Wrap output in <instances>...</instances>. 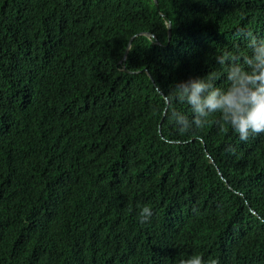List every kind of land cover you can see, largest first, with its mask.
I'll use <instances>...</instances> for the list:
<instances>
[{"label":"trees","instance_id":"obj_1","mask_svg":"<svg viewBox=\"0 0 264 264\" xmlns=\"http://www.w3.org/2000/svg\"><path fill=\"white\" fill-rule=\"evenodd\" d=\"M158 1L0 0V264H264V136L182 131L168 97L197 74L189 31L224 77L264 0Z\"/></svg>","mask_w":264,"mask_h":264},{"label":"clouds","instance_id":"obj_2","mask_svg":"<svg viewBox=\"0 0 264 264\" xmlns=\"http://www.w3.org/2000/svg\"><path fill=\"white\" fill-rule=\"evenodd\" d=\"M153 3L159 11V1L153 0ZM179 9L180 7L164 18L169 42L172 39L173 19ZM190 13L189 9L188 20L191 19ZM161 16L164 17L162 14ZM159 33L157 28H154L153 33L143 35L149 36L148 38L152 40L157 39ZM189 34L196 50L197 64L194 71L197 70V74L189 75L190 80L177 84L168 97L171 101L189 105L193 118L191 119L190 113L182 115L173 111L176 127L182 131L192 129V124L203 127L210 115H218L221 127L224 124L230 125L241 141H247L249 137L264 136V38L258 39L249 34L248 47L251 49V54L243 58L230 52L217 56L216 62L225 69L223 77L220 68L215 73L198 71V57L207 50L208 46L205 40L197 38L195 32L190 30ZM157 43L160 45L159 42ZM166 100L169 106L170 101ZM166 114L167 111L164 117ZM210 161L216 165L213 159ZM221 179L225 180L224 176ZM137 207L139 222L148 223L153 215L151 206L137 205ZM180 264H219V262L216 259L206 262L203 256L192 255L181 260Z\"/></svg>","mask_w":264,"mask_h":264},{"label":"water","instance_id":"obj_3","mask_svg":"<svg viewBox=\"0 0 264 264\" xmlns=\"http://www.w3.org/2000/svg\"><path fill=\"white\" fill-rule=\"evenodd\" d=\"M168 28H169V25H168ZM149 37V36H148ZM126 58H124V60H125ZM125 71V70H124ZM168 104H169V102H168ZM208 157L212 160V158L208 155ZM212 163L214 164V162L212 161ZM219 171V170H218ZM220 173V172H219ZM220 176H221V178H223V176L220 174Z\"/></svg>","mask_w":264,"mask_h":264},{"label":"bare ground","instance_id":"obj_4","mask_svg":"<svg viewBox=\"0 0 264 264\" xmlns=\"http://www.w3.org/2000/svg\"><path fill=\"white\" fill-rule=\"evenodd\" d=\"M261 187V186H260ZM242 235V234H241ZM238 237V236H237ZM240 237V236H239ZM229 238V237H228ZM227 238V239H228ZM229 240V239H228ZM234 241V240H233ZM242 241V240H241ZM230 242V241H229ZM241 243V242H240ZM243 243H245V242H243ZM218 244H221V243H218ZM229 244V243H228ZM223 245V244H222ZM228 246V245H227ZM242 246H243V244H242ZM219 247V246H218ZM231 247H233V245L231 246ZM203 250H204V248H203ZM218 251V250H217Z\"/></svg>","mask_w":264,"mask_h":264}]
</instances>
